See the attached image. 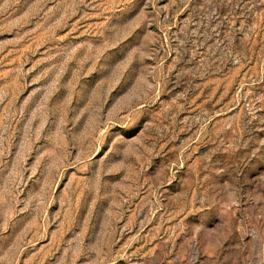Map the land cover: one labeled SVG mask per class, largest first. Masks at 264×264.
I'll return each mask as SVG.
<instances>
[{
	"label": "rangeland",
	"instance_id": "obj_1",
	"mask_svg": "<svg viewBox=\"0 0 264 264\" xmlns=\"http://www.w3.org/2000/svg\"><path fill=\"white\" fill-rule=\"evenodd\" d=\"M0 264H264V0H0Z\"/></svg>",
	"mask_w": 264,
	"mask_h": 264
}]
</instances>
